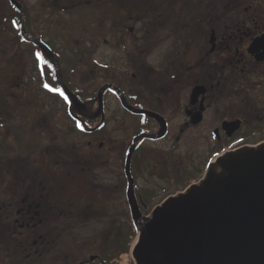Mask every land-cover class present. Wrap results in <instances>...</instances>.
Wrapping results in <instances>:
<instances>
[{"label": "flooded vegetation", "instance_id": "flooded-vegetation-1", "mask_svg": "<svg viewBox=\"0 0 264 264\" xmlns=\"http://www.w3.org/2000/svg\"><path fill=\"white\" fill-rule=\"evenodd\" d=\"M147 2L118 1L116 7L112 5V26L106 31L103 30L104 32L101 28L98 32L99 35L110 32L119 39L120 46L113 50L122 53L128 70L136 72L130 73L132 80L139 88L142 87L144 92L141 93L139 88L129 92L117 85H103L104 91L109 90L117 96L122 111L138 117V130L125 149L124 162L129 148L135 144L130 167L132 158L138 153L143 142L156 143L164 140L166 136H174L167 153L168 179L171 186L181 185L185 180L191 183L169 195L173 196L184 192L192 183L199 182L205 176L209 165L225 152L264 146V0H167V56L163 58L161 68L147 64V57L154 53L152 49L155 44L150 48L133 47L136 48H132L135 51L133 52L124 41L126 37H133L141 16L144 18L141 20L146 22L156 17L157 20L165 19L162 14L155 16L157 6L151 4L150 7ZM102 7L108 17V6L103 4ZM127 11L141 14H127ZM124 12L127 17L122 20L120 16L125 15ZM151 39L152 36L148 41ZM34 49L36 53L41 54L42 59L43 55L48 57L54 67L55 81L59 85L54 62L59 73L60 69L55 53L46 46H37ZM156 70L162 76L161 82L151 78ZM158 86L160 88H157ZM111 87L124 96L134 111L124 107ZM153 91L160 93L152 95ZM62 97L69 100L73 107L76 106L67 95ZM70 107L71 105H68L67 109ZM145 112L156 114L158 117H150ZM48 114L50 113H45ZM67 115L75 124L82 125V128L78 129L84 136L91 138L97 136L106 125L104 110L95 118L81 111ZM50 117H41L47 118L46 122H43L48 134L54 130ZM90 121L95 125L91 126ZM95 140L89 139L83 144H78V148L72 151L56 149L51 157L45 159H35L31 155L22 159H0V219H4L5 226L8 225L9 228L16 227L27 232L24 240L16 241L20 244L19 248L24 247L21 254L25 255L26 250L29 252L26 259L33 255H45L49 250L55 255L57 248L64 245L61 239L59 241L58 235L53 239L44 240L38 231L47 229L64 232L81 229L85 224L92 227L105 223L106 220L103 221L102 218H99L98 222L91 219L94 216L92 212L95 215L99 213L91 209V205L83 196L91 198L98 194L100 199H106L107 202L112 196V189L118 193L115 196L120 198L125 192L129 215L134 225L127 197L125 163L118 168L120 174L112 180L114 185L111 188L102 180V173L96 174L97 169L102 170V164L105 165L106 161L93 156L95 149L102 151L103 147V142L96 145ZM181 144L190 152L183 157L185 164L180 161L182 169L174 171L173 160L170 162L169 158L172 159V153L177 151ZM99 161L102 164H99ZM44 167H47L46 175L42 174ZM130 174L131 194L136 200L137 208L141 215L144 213L143 216H149L169 196L151 211H147L148 206L144 198L151 195L152 199H155L159 191L151 189L153 187L149 184L143 187V190H138V178L131 169ZM185 177L188 178L183 180ZM97 179L99 183L96 182ZM77 193L82 195L80 200L77 199L79 197L71 196ZM82 201L87 203L83 205ZM59 206L67 209H61ZM60 216H68L70 222L60 224ZM102 248L106 251H102ZM100 250L99 254H89L87 257L80 252L68 254L65 256V260H69L66 264H112L111 261L114 260L109 259L106 247L103 246ZM121 253L114 250L113 255Z\"/></svg>", "mask_w": 264, "mask_h": 264}, {"label": "rangeland", "instance_id": "rangeland-1", "mask_svg": "<svg viewBox=\"0 0 264 264\" xmlns=\"http://www.w3.org/2000/svg\"><path fill=\"white\" fill-rule=\"evenodd\" d=\"M15 1L22 5L19 4L21 10L17 8L18 20L12 15L7 1L0 0V159H22L30 155L35 159H45L51 157L56 149L72 151L78 148V144L95 138V144L103 142V147L102 151L97 148L92 154L98 160L106 161L105 165L101 161L98 162L102 164V170L97 169L96 174L102 173V180L113 188L112 180L120 174L118 171L120 165L123 166L125 163V149L138 130V117L122 111L117 96L105 90L102 99L106 125L97 136L92 138L84 136L77 124L68 118L67 108L70 104L61 97L60 91L51 90L57 88L47 84L46 73L40 65L42 59L35 54L36 50L32 47V43L38 41L52 49L58 59L60 73L68 74V80H75L80 88L88 92L96 91L97 94V89L103 88L102 84L106 83L124 87L132 92L139 88L130 74L136 72L129 71L124 64L122 53L113 50L120 46L119 39L110 32L106 35L98 34L101 28L102 31L110 29L114 20L112 7L118 5V1L121 0ZM147 1L150 7L151 4L157 6L158 10H155L154 15L162 14L165 19L157 20L158 17H156L146 22L141 20L144 19L141 16L133 37H126L124 41L133 52L137 46L150 48L155 44L152 49L154 53L147 57V64L154 68H161L163 58L167 56V0ZM103 4L108 6V17L102 10ZM159 4L162 6L159 7ZM124 13L125 15L120 16L122 20H125L126 15L130 13L141 14L135 11ZM13 21L16 23L14 24ZM21 27L26 35H22ZM150 32L152 33L148 35ZM151 36V41H148ZM121 51L124 52V50ZM72 70L74 74L71 73ZM155 72L151 78L161 82L162 76L157 70ZM139 89L141 93L144 92L142 87ZM159 93L160 91L151 92L152 95ZM95 99L97 101V96ZM73 108L96 116L98 104L85 102L83 107ZM45 113L50 114L45 115ZM43 116L48 118L51 116L54 130L50 134L45 132L44 122L47 118L41 119ZM94 125L93 123L91 126ZM173 137L166 136L164 140L156 143L143 142L138 153L132 158L130 169L138 178V190H143V187L149 184L153 187L151 189L155 188L159 191L155 199H152L151 195L144 198L148 206L147 211H151L174 191L181 190L191 183L186 181L188 177H185L181 185L171 186L168 179L167 153ZM189 152L190 150L181 144L178 150L172 153V159L169 158V160L170 162L173 160L174 171L182 169L180 161L185 164L183 157ZM46 168L42 170L44 175L48 173ZM96 182L99 183V179ZM140 186L141 189H139ZM112 191V196L107 202L106 199H100L98 194L91 198L83 196L91 205V209L99 213L95 215L92 212L94 216L91 219H96V222L100 220L99 218L106 220L102 226L90 227L91 225L85 224L81 229L71 230L68 233L47 229L37 232L44 240L53 239L58 235L59 241L60 239L63 241L64 245L57 248L55 255L49 250L45 255L39 257L33 255L26 259L29 252L26 250L27 253L21 255L20 252L24 247L18 248L19 246L15 244L16 241L24 240L27 232L22 231L18 236L13 237L14 242L7 240L6 230L12 227L5 226L3 219H0V264H66L69 260H65V256L68 254L80 252L87 257L89 254H99L101 250L106 251L104 248L100 250L103 246L107 249L109 259L114 260L111 261L112 264H135L131 252L137 242L138 231L132 224L125 192L120 198L115 196L118 194L116 191L113 189ZM71 196L79 197L78 200L82 197L79 193ZM87 201H82L83 205ZM58 218H60V224L70 222L68 216ZM13 229L16 231L18 228ZM33 232L30 231V233ZM1 233H4L5 237ZM58 243L61 244V242ZM114 250L122 253L113 255Z\"/></svg>", "mask_w": 264, "mask_h": 264}, {"label": "water", "instance_id": "water-1", "mask_svg": "<svg viewBox=\"0 0 264 264\" xmlns=\"http://www.w3.org/2000/svg\"><path fill=\"white\" fill-rule=\"evenodd\" d=\"M9 1L21 10L15 0ZM21 32L26 35L22 27ZM54 64L64 93L83 107L62 83ZM104 89L98 95L96 116L103 113ZM113 90L124 107L134 111ZM134 147L133 143L129 148L125 174L131 217L138 231L131 252L135 264H264V146L225 152L199 182L169 196L149 216L140 214L131 194L129 164Z\"/></svg>", "mask_w": 264, "mask_h": 264}, {"label": "trees", "instance_id": "trees-1", "mask_svg": "<svg viewBox=\"0 0 264 264\" xmlns=\"http://www.w3.org/2000/svg\"><path fill=\"white\" fill-rule=\"evenodd\" d=\"M7 1V3H8V6H9V8H11L10 10H11V12H12V15H14V18H17V20L19 19V12H18V10H17V8L15 7V6H13L8 0H6ZM18 2V1H17ZM106 2V1H105ZM20 4V3H19ZM21 5V4H20ZM22 6V5H21ZM155 24H157V23H155ZM32 47H34V48H37V45L36 44H34V43H32ZM42 59V58H41ZM42 62H41V67L43 68V70H44V72L46 73V82H47V84H49L50 86H53V87H55V88H57V89H59L60 90V92H61V88H60V86L56 83V81H55V78H54V67H53V65L51 64V62L48 60V57L46 56V55H43V59L41 60ZM46 62V63H45ZM72 74H74V70H72V72H71ZM60 76H61V78H62V81H63V83L65 84V86L70 90V92L77 98V100L80 102V103H85V102H93V104L94 103H97V101H96V96L98 95V93H99V91H100V89L102 88V87H100V88H98L97 90H98V92H97V94H96V91H94V92H88V91H86L85 89H82V88H80V85L75 81V80H73V79H69L68 80V74H64V73H60ZM91 81V80H90ZM103 85V84H102ZM59 92V93H60ZM69 104L71 105V107H70V109H67V113L69 114V113H75L76 114V112H77V110L75 109V108H73V105L69 102ZM98 104V103H97ZM69 105V106H70ZM70 116V115H69ZM76 122H78L77 120H76ZM2 123V122H1ZM94 122H92V121H90V124H93ZM1 221V220H0ZM3 221L5 222V220L3 219ZM7 229V228H6ZM6 229H4V230H6ZM7 231V235H6V237L4 236V233H1V235L3 236V237H5L7 240H9L10 239V241H12V242H14V240L15 239H12L13 237H16V236H18L21 232H22V230H16V231H14V229L13 228H10V230H6ZM65 232H67L68 233V231H64V233ZM25 233V232H24ZM23 233V234H24ZM108 233H109V231H108ZM69 236V235H68ZM29 237H30V235H29ZM31 238H32V236H31ZM33 238H34V236H33ZM6 239H4V240H6ZM16 246H19L20 244H15ZM19 248V247H18ZM19 255H20V253H18ZM22 255V254H21Z\"/></svg>", "mask_w": 264, "mask_h": 264}, {"label": "snow or ice", "instance_id": "snow-or-ice-1", "mask_svg": "<svg viewBox=\"0 0 264 264\" xmlns=\"http://www.w3.org/2000/svg\"><path fill=\"white\" fill-rule=\"evenodd\" d=\"M13 23L15 24L16 22L13 21ZM36 55H37L38 58H41V54H40V53H36ZM45 63H46V62H45ZM45 87H49V85H45ZM51 90H53V91H60V90H58V89H51ZM60 94H61V95H64L62 91L60 92ZM65 98H66V97H65ZM77 126L82 128V125H80L79 123L77 124Z\"/></svg>", "mask_w": 264, "mask_h": 264}]
</instances>
